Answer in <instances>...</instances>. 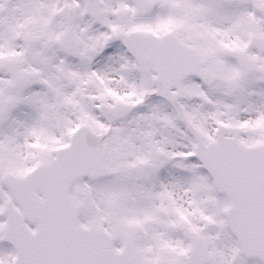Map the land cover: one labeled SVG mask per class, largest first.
I'll return each instance as SVG.
<instances>
[{
	"label": "snow or ice",
	"instance_id": "obj_1",
	"mask_svg": "<svg viewBox=\"0 0 264 264\" xmlns=\"http://www.w3.org/2000/svg\"><path fill=\"white\" fill-rule=\"evenodd\" d=\"M0 264H264V0H0Z\"/></svg>",
	"mask_w": 264,
	"mask_h": 264
}]
</instances>
